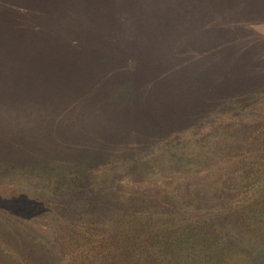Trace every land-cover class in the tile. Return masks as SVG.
I'll return each instance as SVG.
<instances>
[{
	"label": "rangeland",
	"instance_id": "1",
	"mask_svg": "<svg viewBox=\"0 0 264 264\" xmlns=\"http://www.w3.org/2000/svg\"><path fill=\"white\" fill-rule=\"evenodd\" d=\"M43 1L0 0V264L6 257L16 264H51L47 247L52 240L79 243V234L88 239L94 226L87 222L102 226L110 217L97 220L86 211L81 212L85 219L77 220L74 195L54 203L56 194L66 191L64 181L71 173L86 180L91 171L103 172L100 165L109 159L113 171L119 165L125 169L126 182L120 186L130 206L138 197L153 202L158 114L195 104L202 93L215 101L223 93H264V83L225 78L220 70L224 54L212 61L206 48L197 49L196 37L208 38L215 23L223 24V39L241 24L209 0H116L110 24L90 18L82 29H88L86 39L93 30L107 37L98 40L109 44L110 55L121 57L118 66L99 59L81 60L75 68L70 60H76L71 57L77 49L89 56L104 51L71 39L81 29L82 14L91 11L90 1L71 0L76 13L68 20L62 7L68 0ZM198 1L203 11H193L194 19L189 9ZM246 20L236 38H228L264 57V0ZM57 54L64 55L62 66ZM88 70L89 84L84 80ZM110 128L108 142L104 135ZM133 158L154 164L127 172ZM59 169L67 171L62 178L55 176ZM115 196L108 192L109 208L115 207ZM90 211L94 214L93 207Z\"/></svg>",
	"mask_w": 264,
	"mask_h": 264
},
{
	"label": "trees",
	"instance_id": "2",
	"mask_svg": "<svg viewBox=\"0 0 264 264\" xmlns=\"http://www.w3.org/2000/svg\"><path fill=\"white\" fill-rule=\"evenodd\" d=\"M46 1L49 0L40 4ZM213 1L208 2L217 8L222 6L228 14L233 13L231 20L235 22L252 17L261 4V0H218L219 5ZM88 2L91 11L82 14L81 29L71 39L74 44L79 40L84 46L104 51L89 56L76 47L79 49L71 57L76 56V60H70V64H75V68L82 61L103 59L109 67H117L121 57L110 55L109 44L98 40L107 37L93 30L86 39L88 29H82L90 18H98V25L110 24L112 4L116 0ZM71 3L68 0L62 4L68 15L66 20L76 13ZM200 10L199 1L191 3L189 12L194 19L198 17L194 12ZM241 21L237 24H243ZM241 24L231 28L223 39L219 38L224 37L223 24L215 23L206 33L208 38L196 37L197 49L206 48L213 56L212 61L224 54V66L220 70L234 83L239 80L247 82L246 85H263L264 57L241 49L228 38H236ZM58 56L62 66L64 55ZM87 72L84 80L89 84L92 73ZM197 95L201 98H196L199 101L195 104L184 103L157 115L160 121H156L153 202L148 196L138 197L136 206H130L120 186L126 180L125 169L119 165L113 171L109 159L100 165L105 167L103 172L92 174L91 171L86 180L75 178V173L65 178L66 191L56 194L54 203L66 200L65 194H70L78 197L74 202L77 220L85 219L86 211L93 219L101 220L107 214L110 217L102 226L96 221L87 222L94 226L86 235L88 239L79 234V243L67 239L58 244L52 240L47 247L53 258L51 264H264V93H223V98L216 101L208 99L206 93ZM105 135L104 139L111 142V128ZM94 145L100 146L95 141ZM153 161L133 158L127 172L148 167ZM65 172L59 169L55 176L62 178ZM108 192L116 194L115 207L106 204ZM85 200L90 210L93 207L94 214L87 210ZM94 237L97 239L92 241ZM65 243L72 244V248ZM2 263L16 264L12 257H6Z\"/></svg>",
	"mask_w": 264,
	"mask_h": 264
}]
</instances>
